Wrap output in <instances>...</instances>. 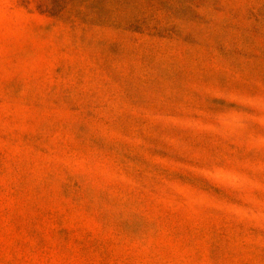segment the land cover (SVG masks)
Returning a JSON list of instances; mask_svg holds the SVG:
<instances>
[{
  "label": "rangeland",
  "instance_id": "rangeland-1",
  "mask_svg": "<svg viewBox=\"0 0 264 264\" xmlns=\"http://www.w3.org/2000/svg\"><path fill=\"white\" fill-rule=\"evenodd\" d=\"M0 264H264V0H0Z\"/></svg>",
  "mask_w": 264,
  "mask_h": 264
}]
</instances>
